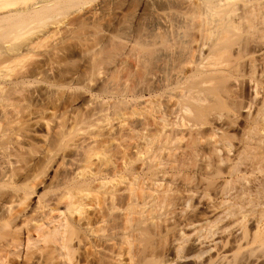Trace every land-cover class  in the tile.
<instances>
[{
	"label": "bare ground",
	"instance_id": "6f19581e",
	"mask_svg": "<svg viewBox=\"0 0 264 264\" xmlns=\"http://www.w3.org/2000/svg\"><path fill=\"white\" fill-rule=\"evenodd\" d=\"M132 1L0 0V36L29 33L34 21L64 37L102 29V43L86 47L89 80L102 83L88 114L73 128H51L71 150L60 165L66 184L87 168L98 189L101 226L83 223L95 263L264 264V0H142L161 6L140 17L128 44L127 32L112 33ZM63 10L67 18L55 21ZM29 47L3 45L0 67ZM20 78L0 73V183L23 160L15 124L24 98L10 86ZM74 193L57 195L58 211ZM12 196L0 187V238L40 207L14 208ZM52 218L28 231L27 250L48 244L59 264H73L70 224L50 226Z\"/></svg>",
	"mask_w": 264,
	"mask_h": 264
},
{
	"label": "rangeland",
	"instance_id": "374dc122",
	"mask_svg": "<svg viewBox=\"0 0 264 264\" xmlns=\"http://www.w3.org/2000/svg\"><path fill=\"white\" fill-rule=\"evenodd\" d=\"M160 6L158 1L148 4L134 0L127 3L122 11L120 27L112 35L121 37L127 32L129 37L124 41L129 44L140 17L151 15ZM68 13L69 10L61 11L55 21H64ZM31 27V32L21 36H0V49L3 45L30 43L29 48L11 55L14 57H10L7 67H0L5 79L21 75L20 80L10 86L22 91L24 98V104L18 107V121L15 124V131L20 135L23 160L14 177L0 183V187L5 195L13 193L10 203L14 208L25 209L29 204H36L37 200H40V207L37 212L28 213L16 234L0 238V264H59L48 244L42 249L34 247L27 250L28 231L34 232L35 225L49 215H53L50 226L64 218L70 224L69 244L73 249V264H96L91 250L93 236L83 223L89 217L94 230L101 226L94 219L100 203L92 200V195H97L98 189L96 185L90 186L95 183H91L92 173L87 168L77 171L76 182L69 183V186L66 184L60 165L66 162L71 150L69 146L56 141L52 129L59 124L67 129L73 128L88 114V99L102 83L98 85L89 80L93 65L86 47L92 43H102V29L89 25L79 33L64 37L55 30L42 31L40 21H34ZM50 46L55 48V53L46 52ZM3 59L4 55H0V62ZM52 113L55 115L52 116ZM68 188H73L75 192L73 204L61 213L57 210V195ZM6 215L0 205V226ZM34 236H37L36 233ZM16 237L22 241L18 248L14 243ZM17 251L19 256L16 255ZM124 258L127 263L126 255ZM51 259L54 263L49 261Z\"/></svg>",
	"mask_w": 264,
	"mask_h": 264
}]
</instances>
